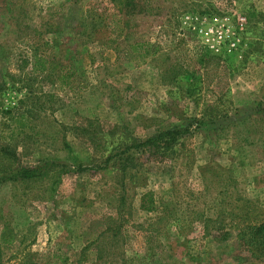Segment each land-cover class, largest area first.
Segmentation results:
<instances>
[{
    "label": "rangeland",
    "instance_id": "obj_1",
    "mask_svg": "<svg viewBox=\"0 0 264 264\" xmlns=\"http://www.w3.org/2000/svg\"><path fill=\"white\" fill-rule=\"evenodd\" d=\"M134 41L157 51L129 61ZM160 132L169 147L138 145ZM248 220L264 223V0H0V264H264Z\"/></svg>",
    "mask_w": 264,
    "mask_h": 264
},
{
    "label": "trees",
    "instance_id": "obj_2",
    "mask_svg": "<svg viewBox=\"0 0 264 264\" xmlns=\"http://www.w3.org/2000/svg\"><path fill=\"white\" fill-rule=\"evenodd\" d=\"M116 15L110 14V15H106L105 17H98L100 18V21L102 20L103 22V26L107 27L108 29L111 28V25H114V22L116 20ZM115 18V19H114ZM115 28V25L112 29ZM111 30V29H110ZM151 47V43L148 41H134L128 44V47L125 51L127 58L129 59V61H136L135 63H138L140 61H144L146 57L153 55L156 51L157 48L154 47L152 50L150 49ZM39 63V69L43 70L46 68V65L43 61H38ZM59 65V63H53L51 62L50 65L48 66V68H50L51 70L56 69ZM62 67L60 66V70H58V80H60L61 82H64V84H69V76H71L72 73H69V71L67 72H62ZM71 67V66H70ZM23 114L20 115L19 118L22 117ZM169 134V132H160L157 133L154 136L148 137L145 141L138 143V145L140 147L148 145L150 149H157L159 146H162L159 142L163 141V146L164 148L169 147L172 142L174 141V139L171 140V138L168 139V141H166L167 139H164L165 136H167ZM171 140V141H170ZM133 145H131L132 147ZM130 147H126L124 149L125 152L129 151ZM131 154V152H128V155ZM127 155V153H126ZM109 160V157H107L105 159L104 162H107ZM128 161V157H123L121 158V162L122 164L126 165ZM41 168L42 166L38 165V166H17L15 170L12 171V175H10L9 177L11 179H21V180H26V179H30V178H35L41 174H44L41 172ZM140 208L142 210L148 211V212H153L155 210V206L149 202L148 205H145L144 203L140 204ZM245 214L242 215V222H245ZM246 226H244L243 230H242V235H246V237H248V243L249 244H254L256 245L258 242H262L259 243L260 245L264 244V239H262L260 237L261 231L264 229V223L259 221V222H255L252 223V221L248 220L247 221ZM240 233V231H239ZM224 235L226 233H223Z\"/></svg>",
    "mask_w": 264,
    "mask_h": 264
},
{
    "label": "built area",
    "instance_id": "obj_3",
    "mask_svg": "<svg viewBox=\"0 0 264 264\" xmlns=\"http://www.w3.org/2000/svg\"><path fill=\"white\" fill-rule=\"evenodd\" d=\"M199 32H201V30H199ZM216 37L218 38V41H222L223 39L226 38V37H225V33L222 32L221 30H218ZM233 44H234V43L231 42L230 45L233 46Z\"/></svg>",
    "mask_w": 264,
    "mask_h": 264
},
{
    "label": "crops",
    "instance_id": "obj_4",
    "mask_svg": "<svg viewBox=\"0 0 264 264\" xmlns=\"http://www.w3.org/2000/svg\"><path fill=\"white\" fill-rule=\"evenodd\" d=\"M238 19V18H237ZM240 19V18H239Z\"/></svg>",
    "mask_w": 264,
    "mask_h": 264
}]
</instances>
